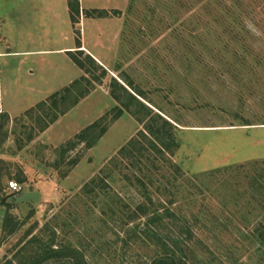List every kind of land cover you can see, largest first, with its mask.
<instances>
[{
    "label": "rangeland",
    "instance_id": "1",
    "mask_svg": "<svg viewBox=\"0 0 264 264\" xmlns=\"http://www.w3.org/2000/svg\"><path fill=\"white\" fill-rule=\"evenodd\" d=\"M81 7L109 10L81 13L72 25L67 0H0V112L8 115L0 117V196L17 177L39 193L0 204V264H31L28 256L51 239L54 249L78 248L86 264H153L165 250L180 257L177 245L180 264H264V0H81ZM75 39L105 68L100 82L92 79L97 66L84 72L65 52ZM20 49L32 52L10 53ZM126 76L152 114L177 127L179 146L154 152L144 123L124 112L92 147L61 153L127 102L109 93L112 78L125 85ZM74 81L64 100L57 97L65 112L39 131L45 113L25 112ZM137 137L143 150L121 154ZM101 170L107 186L89 184ZM145 187L162 213L151 236L146 216L132 219L148 204Z\"/></svg>",
    "mask_w": 264,
    "mask_h": 264
},
{
    "label": "trees",
    "instance_id": "2",
    "mask_svg": "<svg viewBox=\"0 0 264 264\" xmlns=\"http://www.w3.org/2000/svg\"><path fill=\"white\" fill-rule=\"evenodd\" d=\"M68 4V11L70 15V19L72 24H75L78 22L77 17L80 15V6L78 0H67ZM99 13L98 17H101L104 15L105 11L103 10H93ZM86 15H89L91 11L84 12ZM74 28V26H73ZM77 32V31H76ZM74 30V33H76ZM76 43V50L73 51H67V54L69 55V58L75 64L78 68L82 69L84 72H90V67L97 66V68L100 70L99 74L97 76H93V80L95 82H100V80L107 75V72L104 67L101 65L96 64L95 60L92 58L91 55L85 54L84 50L81 48V42L79 39H75ZM83 57V58H82ZM88 65V66H86ZM126 76L125 78V85L121 84L120 82L116 81L115 78H112L111 84H110V95L115 99L121 101L122 96H124L127 99V102H122L119 106L114 107L109 112L105 113L104 115L100 116L98 119L93 121L92 123L85 126L80 132L76 133L72 139L67 140L65 143H63L60 146L61 153H65L68 150L72 149L79 143H84V145L87 148L92 147L100 138L101 136L106 132L110 122L115 121L117 118H119L124 112H131L135 115L137 120L141 123H144L145 131L149 133L151 138L148 139L150 148L154 150V152L158 154H171V146L172 147H178L179 143L177 141V138L174 136V133L171 131L174 127L172 122H170L168 119H166L164 116H162L159 113H153V110L151 108L147 107L137 96L143 98L144 93L142 90H140L132 80ZM83 80H86L84 76H82ZM88 80V79H87ZM86 80V81H87ZM90 81V80H88ZM77 83V81L71 82V84L65 88L62 89L60 92H56L52 94L50 97L46 98L45 100H42L38 102L34 107H31L25 112V115H32L35 113V111H41L42 113H45V116L48 118L47 120H41V117L37 115L39 124V131H43L46 128L49 127L52 123H54L58 116L63 114L65 112L64 109H61L57 106V102H60L61 100H64L70 92L71 89H73V86ZM127 85V86H126ZM61 93H65V96L63 98L59 99L57 98ZM82 96V95H81ZM128 98L132 101H134L138 108L136 111H132L130 109V103L128 101ZM50 107H53L54 110L52 112H48L47 109ZM51 109V108H49ZM142 111H144L145 114L142 115ZM147 116H149V120H146ZM0 117L2 119L7 118L8 115L6 113L0 112ZM248 121H245L242 123V125H250ZM177 128V127H176ZM144 131L140 130L139 135L144 137ZM140 139L134 138L128 142V144L120 149L121 154L131 153V148H137L141 146L139 143ZM139 145V146H137ZM142 147V146H141ZM143 150V147L139 150ZM78 162V158L74 159L71 162V165H76ZM264 163V162H263ZM258 165L257 162L252 163L251 166ZM244 168L242 165L238 166V169ZM235 170V168L233 169ZM175 171H179V167H176ZM102 170L100 175L98 174L96 177H93L89 184H94L95 186L99 187H106V176H102ZM1 167H0V179H1ZM65 175V174H64ZM19 182H24L23 178L17 177ZM142 186L144 185L143 182ZM89 184H85L84 189L87 190L89 188ZM144 187V186H143ZM88 189V191H90ZM1 191V187H0ZM144 193L146 194V198L148 199V204L146 203H140L137 205V207L133 211V217H138V215L146 216V226H144L145 232L151 236V234L156 235L155 231H152L150 229V225H154L161 222L162 213L159 212L160 210L157 208V204H155L148 194V189L144 188ZM13 193H10L5 196H0V204H7L6 200L9 198H14ZM8 205V204H7ZM165 212L169 215H172V213L169 211V209H165ZM12 221V216L7 213L5 217V224L8 222L10 223ZM154 237V236H153ZM53 239L46 243H41L40 246H42V249L40 252H35L33 254H30L28 258L30 259L31 264H44L48 262L51 259H54L55 261L61 260V259H67L69 264H86V261L83 258L82 252L78 250V248H73V246H66V245H60L56 249L52 248ZM177 242H175V245ZM166 248V246H164ZM177 248L180 250L179 253L180 257H177L175 252H168L165 250L161 256L156 258L154 260L153 264H180L181 259L184 257L182 254V250L180 247ZM21 264L23 262H20Z\"/></svg>",
    "mask_w": 264,
    "mask_h": 264
},
{
    "label": "crops",
    "instance_id": "3",
    "mask_svg": "<svg viewBox=\"0 0 264 264\" xmlns=\"http://www.w3.org/2000/svg\"><path fill=\"white\" fill-rule=\"evenodd\" d=\"M78 1H79L80 15H81V13L83 14V13L85 12V10L83 9V11H82L81 0H78ZM67 7H68V4H67ZM95 9L103 10V11H107V10H109V8H94V9H91V10H95ZM91 10H90V11H91ZM77 24H78V22H77ZM72 25H73V24H72ZM6 48L9 49L8 44L6 45ZM75 48H76V43H75V45H72L71 47L66 48V49H69V50H66L65 52H67V51H73ZM80 49L84 50L85 47L82 45ZM30 52H32V51L25 50V49H20V50H17V51H12V52H10V53H12V54H27V53H30ZM7 53H8V52H7ZM2 54H3V53H0V56H1ZM49 127H50V126H49ZM49 127H48L46 130H48ZM13 197H14V195H13Z\"/></svg>",
    "mask_w": 264,
    "mask_h": 264
},
{
    "label": "water",
    "instance_id": "4",
    "mask_svg": "<svg viewBox=\"0 0 264 264\" xmlns=\"http://www.w3.org/2000/svg\"><path fill=\"white\" fill-rule=\"evenodd\" d=\"M39 198V193L35 191H25L19 196L14 197V201L17 203H21L30 199L37 200Z\"/></svg>",
    "mask_w": 264,
    "mask_h": 264
},
{
    "label": "built area",
    "instance_id": "5",
    "mask_svg": "<svg viewBox=\"0 0 264 264\" xmlns=\"http://www.w3.org/2000/svg\"><path fill=\"white\" fill-rule=\"evenodd\" d=\"M7 188L14 194V196H19L23 192H25L22 184H20L19 182L15 181V180H10L7 183Z\"/></svg>",
    "mask_w": 264,
    "mask_h": 264
}]
</instances>
